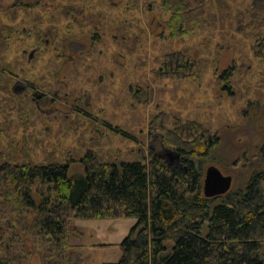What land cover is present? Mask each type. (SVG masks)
Instances as JSON below:
<instances>
[{"label":"rangeland","instance_id":"rangeland-1","mask_svg":"<svg viewBox=\"0 0 264 264\" xmlns=\"http://www.w3.org/2000/svg\"><path fill=\"white\" fill-rule=\"evenodd\" d=\"M162 1L0 0V163L69 162L83 172L89 151L119 163L153 149L174 164L170 152L180 150L150 131L165 113L169 127L197 120L219 137L206 156H186L203 178L216 166L236 191L264 170V57L240 31L253 0H206L208 23L185 37L170 34ZM175 51L196 62L198 78L159 73ZM136 220H71V264L119 261ZM23 236L28 264H43V252Z\"/></svg>","mask_w":264,"mask_h":264},{"label":"trees","instance_id":"trees-1","mask_svg":"<svg viewBox=\"0 0 264 264\" xmlns=\"http://www.w3.org/2000/svg\"><path fill=\"white\" fill-rule=\"evenodd\" d=\"M205 2L163 0L170 34L185 37L204 27ZM252 10L240 31L250 32L254 54L264 57V0H253ZM159 73L176 79L199 76L196 62L182 51L168 53ZM233 73H225L228 82ZM168 123L169 116L159 114L150 131L180 150L174 164L153 149L119 163L89 151L80 159L85 172H72L69 162L2 161L0 264H28L23 234L43 252V264H71V220L107 217L137 220L120 243L121 259L102 264H264V170L253 172L245 188L214 202L204 194L200 168L186 156H206L219 137L197 120L176 127ZM260 154L264 161V143Z\"/></svg>","mask_w":264,"mask_h":264},{"label":"water","instance_id":"water-1","mask_svg":"<svg viewBox=\"0 0 264 264\" xmlns=\"http://www.w3.org/2000/svg\"><path fill=\"white\" fill-rule=\"evenodd\" d=\"M170 153L171 160L174 158L180 159L182 157V153L179 151H172ZM232 179L231 175L223 174L218 167L210 166L206 170V174L203 178L204 194L207 197H216L229 192L232 186Z\"/></svg>","mask_w":264,"mask_h":264},{"label":"flooded vegetation","instance_id":"flooded-vegetation-1","mask_svg":"<svg viewBox=\"0 0 264 264\" xmlns=\"http://www.w3.org/2000/svg\"><path fill=\"white\" fill-rule=\"evenodd\" d=\"M181 159V158H180ZM180 159H177V160H180Z\"/></svg>","mask_w":264,"mask_h":264},{"label":"bare ground","instance_id":"bare-ground-1","mask_svg":"<svg viewBox=\"0 0 264 264\" xmlns=\"http://www.w3.org/2000/svg\"><path fill=\"white\" fill-rule=\"evenodd\" d=\"M228 193V192H227Z\"/></svg>","mask_w":264,"mask_h":264}]
</instances>
